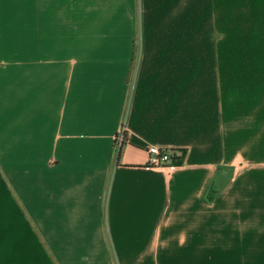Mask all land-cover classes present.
I'll return each mask as SVG.
<instances>
[{
	"label": "crops",
	"instance_id": "obj_1",
	"mask_svg": "<svg viewBox=\"0 0 264 264\" xmlns=\"http://www.w3.org/2000/svg\"><path fill=\"white\" fill-rule=\"evenodd\" d=\"M0 264H264V0H0Z\"/></svg>",
	"mask_w": 264,
	"mask_h": 264
},
{
	"label": "built area",
	"instance_id": "obj_2",
	"mask_svg": "<svg viewBox=\"0 0 264 264\" xmlns=\"http://www.w3.org/2000/svg\"><path fill=\"white\" fill-rule=\"evenodd\" d=\"M126 137L125 132H123L118 138L117 145L121 146V144L126 140ZM148 154L150 167L159 172L175 169L177 167V162L186 156V153L184 152L156 146L149 147Z\"/></svg>",
	"mask_w": 264,
	"mask_h": 264
},
{
	"label": "trees",
	"instance_id": "obj_3",
	"mask_svg": "<svg viewBox=\"0 0 264 264\" xmlns=\"http://www.w3.org/2000/svg\"><path fill=\"white\" fill-rule=\"evenodd\" d=\"M212 198H213V197H212ZM212 198H209V199L211 200Z\"/></svg>",
	"mask_w": 264,
	"mask_h": 264
}]
</instances>
